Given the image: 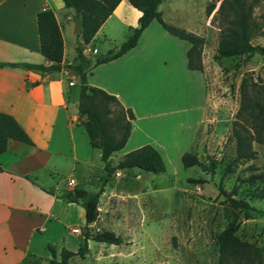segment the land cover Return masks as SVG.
I'll return each instance as SVG.
<instances>
[{
  "label": "crops",
  "instance_id": "0c3cea01",
  "mask_svg": "<svg viewBox=\"0 0 264 264\" xmlns=\"http://www.w3.org/2000/svg\"><path fill=\"white\" fill-rule=\"evenodd\" d=\"M211 1L217 5L207 14L205 8ZM164 3L167 15L162 9ZM199 3L200 20L178 15L174 0H162L158 8L164 20L171 18L165 20L168 23L203 36V53L217 28L211 19L219 0ZM44 9H51L60 25L62 62H74L80 39L74 26L80 16L75 15L73 7L65 6L63 0H0V62L4 63L0 65V112L12 114L33 141L10 139L0 154V264H18L27 253L47 260L51 256L48 242L55 245L57 252L62 246L76 250L85 222L84 208L42 187L55 192L72 188L70 179L77 183L86 168L104 165L100 148L90 144L84 126L74 120L76 111L69 112L68 80L76 83L75 75L64 67L41 71L9 64L50 62L40 51L37 28L36 14ZM140 13L128 0H120L86 44L89 53H100L96 42L101 36L106 39L122 31L127 32V38ZM215 35L217 38V32ZM190 44L153 19L134 47L99 63L88 73L89 84L115 94L134 112L127 141L112 157L146 143L156 147L162 157L163 152L181 156L192 148L207 116L209 82L204 57L202 70L188 67ZM174 78L183 80L189 90L184 97L178 92L169 96L166 106L157 90L167 79ZM63 166L78 177H70L65 186L52 185L50 172Z\"/></svg>",
  "mask_w": 264,
  "mask_h": 264
},
{
  "label": "rangeland",
  "instance_id": "374dc122",
  "mask_svg": "<svg viewBox=\"0 0 264 264\" xmlns=\"http://www.w3.org/2000/svg\"><path fill=\"white\" fill-rule=\"evenodd\" d=\"M166 4L162 9L167 15ZM174 5L180 16L203 19L199 0H174ZM260 10L261 6L255 8L256 13ZM214 30L202 53L209 82L207 116L194 145L188 150L204 161L214 159V171L206 172L197 165L184 167L181 156L173 151L163 152L165 170L161 172L138 167L118 169L100 194L99 215L90 224V230H113L121 236L122 242L88 239V252L83 257L73 256L71 264H217L216 236L232 220L239 223L236 234L254 241L264 256V217L246 218L229 205L225 193L218 189L221 185L233 197L264 208V143L253 142L256 153L252 158L235 159V141L231 133L240 101V80L250 75L264 82V54L254 52L216 58L218 27ZM126 35L127 32L122 31L106 39L100 35L96 46L100 53L117 48ZM252 42L264 44V33L254 35ZM70 81L67 92L72 113L76 111L79 90L77 79L76 83ZM188 90V84L174 78L163 82L157 93L167 106L169 96L178 92L184 97ZM74 120L77 122V116ZM119 157L114 155L111 163L115 164ZM50 174L54 186L56 183L65 186L70 177H78L75 171L71 173L64 166ZM104 175L103 167L86 168L77 183H69L97 190ZM195 179L202 181H193ZM40 180L44 178L41 176ZM31 261L32 264H48V260L35 257Z\"/></svg>",
  "mask_w": 264,
  "mask_h": 264
},
{
  "label": "trees",
  "instance_id": "16d2710c",
  "mask_svg": "<svg viewBox=\"0 0 264 264\" xmlns=\"http://www.w3.org/2000/svg\"><path fill=\"white\" fill-rule=\"evenodd\" d=\"M120 0H63L65 6L73 7L75 15L80 16V39L76 45L74 62L64 63L63 38L60 25L51 9L39 10L36 14L40 51L50 62H9L10 65H23L41 71L59 70L62 67L71 71L78 82V101L76 104L77 123L84 126L90 144L100 148V158L104 162L105 175L97 190H87L74 185L72 188L60 189L57 192L42 187L65 201L77 202L84 208L85 222L81 227V239L76 250L62 246L57 252L52 242L47 243L50 251L48 264H71L73 256L83 257L89 250L88 239L119 244L122 238L113 230H90V223L99 215V198L110 176L118 169L138 167L154 173L165 170V162L160 151L152 144L146 143L122 154L115 164L111 163L112 155L126 143L130 134L134 112L125 107L115 94L88 83V73L99 63L118 57L134 47L143 29L153 20H158L170 33L188 40V67L203 69L202 50L204 37L185 28L164 20L159 4L162 0H128L140 10L138 23L130 26L128 37L114 49L98 54L84 51L101 23L112 12ZM260 3V4H259ZM215 1L206 6L210 14L215 8ZM261 6L256 13L255 8ZM212 23L218 27V41L214 57L242 56L259 52L264 54V44L253 43L252 37L264 33V0H219L212 15ZM4 64L0 62V65ZM240 101L232 122V136L235 141V159L252 158L256 150L253 142L264 143V82H258L250 75L242 76L239 83ZM10 139L33 143L31 137L16 118L0 112V154L7 149ZM184 167L197 165L206 172H213L216 161L202 160L195 152L185 150L181 154ZM1 168V166H0ZM193 179V178H192ZM193 181H202L195 179ZM219 192L226 195L229 205L238 209L246 218L264 217V208L249 203L246 199L233 197L225 192L221 185ZM239 223L232 220L222 228L217 236V264H264V256L254 241L240 238L236 234ZM45 259L34 253H27L18 264H32L31 258ZM159 264H171L162 262Z\"/></svg>",
  "mask_w": 264,
  "mask_h": 264
},
{
  "label": "water",
  "instance_id": "95a60500",
  "mask_svg": "<svg viewBox=\"0 0 264 264\" xmlns=\"http://www.w3.org/2000/svg\"><path fill=\"white\" fill-rule=\"evenodd\" d=\"M80 19L79 18H76L75 20V26H74V30L75 32L79 33L80 32Z\"/></svg>",
  "mask_w": 264,
  "mask_h": 264
},
{
  "label": "built area",
  "instance_id": "2783aa9c",
  "mask_svg": "<svg viewBox=\"0 0 264 264\" xmlns=\"http://www.w3.org/2000/svg\"><path fill=\"white\" fill-rule=\"evenodd\" d=\"M84 51H85L86 53H89L90 48L86 45L85 48H84ZM69 181H70V183H74V180H73V179H70Z\"/></svg>",
  "mask_w": 264,
  "mask_h": 264
}]
</instances>
